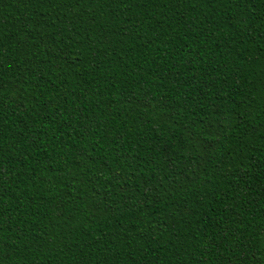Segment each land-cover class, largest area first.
<instances>
[{
    "label": "trees",
    "instance_id": "trees-1",
    "mask_svg": "<svg viewBox=\"0 0 264 264\" xmlns=\"http://www.w3.org/2000/svg\"><path fill=\"white\" fill-rule=\"evenodd\" d=\"M0 264H264V0H0Z\"/></svg>",
    "mask_w": 264,
    "mask_h": 264
}]
</instances>
